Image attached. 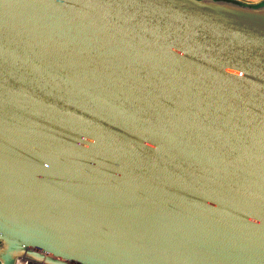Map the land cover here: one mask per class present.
<instances>
[{"label":"water","instance_id":"95a60500","mask_svg":"<svg viewBox=\"0 0 264 264\" xmlns=\"http://www.w3.org/2000/svg\"><path fill=\"white\" fill-rule=\"evenodd\" d=\"M264 264V3L0 0V261Z\"/></svg>","mask_w":264,"mask_h":264},{"label":"built area","instance_id":"2783aa9c","mask_svg":"<svg viewBox=\"0 0 264 264\" xmlns=\"http://www.w3.org/2000/svg\"><path fill=\"white\" fill-rule=\"evenodd\" d=\"M0 264H2L1 261H0ZM15 264H40V263L33 262L25 258H20L16 260Z\"/></svg>","mask_w":264,"mask_h":264},{"label":"crops","instance_id":"0c3cea01","mask_svg":"<svg viewBox=\"0 0 264 264\" xmlns=\"http://www.w3.org/2000/svg\"><path fill=\"white\" fill-rule=\"evenodd\" d=\"M239 1V0H237ZM244 2H241V3H244V4H250V5H253L254 3H258V2H263L264 0H251V1H248V0H242ZM245 2H248V3H245ZM254 6V5H253Z\"/></svg>","mask_w":264,"mask_h":264},{"label":"rangeland","instance_id":"374dc122","mask_svg":"<svg viewBox=\"0 0 264 264\" xmlns=\"http://www.w3.org/2000/svg\"><path fill=\"white\" fill-rule=\"evenodd\" d=\"M248 1H251V0H248ZM239 2H244V1H242V0H239ZM245 3H248V2H245ZM264 3V1L263 2H256V3H254L253 5H260V4H263Z\"/></svg>","mask_w":264,"mask_h":264}]
</instances>
